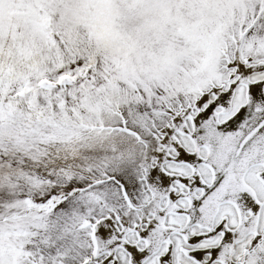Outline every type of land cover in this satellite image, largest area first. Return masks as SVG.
<instances>
[{
  "label": "snow or ice",
  "instance_id": "obj_1",
  "mask_svg": "<svg viewBox=\"0 0 264 264\" xmlns=\"http://www.w3.org/2000/svg\"><path fill=\"white\" fill-rule=\"evenodd\" d=\"M0 264H264V0H0Z\"/></svg>",
  "mask_w": 264,
  "mask_h": 264
}]
</instances>
